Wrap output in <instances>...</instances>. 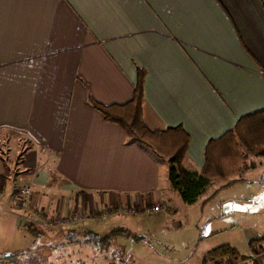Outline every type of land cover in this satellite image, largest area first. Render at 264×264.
<instances>
[{
    "label": "crops",
    "instance_id": "crops-1",
    "mask_svg": "<svg viewBox=\"0 0 264 264\" xmlns=\"http://www.w3.org/2000/svg\"><path fill=\"white\" fill-rule=\"evenodd\" d=\"M261 65L259 0H0V131L6 140L24 144L19 155L0 151V205H13L14 187L27 186L30 206L61 210L68 201L88 213L82 225L93 233L101 223L92 213L106 211L107 224L137 233L141 254L157 255L156 235L163 236L168 225L178 228L172 218L197 207L195 229L206 224L204 238L215 239L226 231L223 202L237 198L251 174L201 205L224 184L215 182L185 206L169 189L164 160L127 144L117 126L87 106V97L102 105L124 104L135 70H143L144 126H180L189 138L182 166L199 171L208 140L240 117L264 110ZM11 155L18 159L13 162ZM51 175L61 186L48 183ZM255 180H264V170ZM56 193L58 199L48 200ZM154 205L167 211L146 212ZM125 207L136 215H117ZM29 227L16 215L0 213V232L8 240L30 235L11 253H22L35 240Z\"/></svg>",
    "mask_w": 264,
    "mask_h": 264
},
{
    "label": "rangeland",
    "instance_id": "rangeland-1",
    "mask_svg": "<svg viewBox=\"0 0 264 264\" xmlns=\"http://www.w3.org/2000/svg\"><path fill=\"white\" fill-rule=\"evenodd\" d=\"M5 132L0 131V151H12V155H19V151L24 146L23 140H13L15 137H9L7 140ZM13 138V139H12ZM11 155V156H12ZM10 156V155H9ZM18 159V158H16ZM15 157L12 156V161H16ZM254 164L257 170H247L244 172L242 178H247V175L250 174V179L248 185H245L238 197L232 200H226L222 204L223 215L221 216L222 224L224 225L226 231L219 234L213 240L206 241L204 237L207 235V230L205 225L199 226L195 229L194 224L198 218V208L193 207L187 213H177L174 218V222H178L179 226L171 228L167 226V229L162 236L161 233H158L156 236L158 239L157 243L161 249L157 246L158 255L152 250H147L146 253H140V248L138 247V242H134L125 238H115L113 246H111L106 254H91L89 249H80L77 243L74 244H65L64 239L51 237V235L56 234L61 237V233H66L68 231H73L75 235L80 234L85 227L82 225L83 222L88 219V213L82 211L80 208H72V204L68 201H64V205L61 210H43L40 208H33L27 204L28 210L22 211L16 208L14 205L7 207L1 206V208L10 210L12 213H26L30 217H34L28 212H38L43 213V218L45 221L49 219L56 218L58 214L67 215L74 211L78 212L80 215V221L75 222L71 226H65V228H45L33 223H26L24 225L35 227L38 230L43 231V234L35 236V240L32 241L31 245H26L22 249V253L19 256L14 258H7V256L0 258V264H201V256L211 248L216 247L217 245H228L233 248L236 252V257L233 259L236 263H240L243 258H248L250 255V249L247 245L249 239H254L257 237L264 236V185L259 184L261 180H255L259 178L264 170V158H257L251 155L247 157V164ZM51 185L61 186L59 179H55L52 175L50 177ZM218 183L217 185H220ZM2 188V187H1ZM18 188V186L16 187ZM16 188L14 187L12 191V198L15 196ZM58 193V192H57ZM51 194L48 197V200L53 201V199H58V195ZM62 192H59V194ZM122 209H126L122 208ZM120 210V209H119ZM117 211V215L128 216V214L122 215L121 211ZM19 211V212H18ZM217 211V208L213 210ZM106 211L99 213L97 217L99 224L98 231L96 232L99 235H106L111 230L121 229L130 233L125 226L118 224L114 226L110 222L106 223L107 215L102 218V214ZM7 214V213H5ZM210 219H207L205 223L209 222ZM170 222V220H168ZM82 225V227H81ZM108 225V226H107ZM121 225V226H120ZM177 226V225H176ZM125 227V228H124ZM213 228V225L210 226V229ZM137 237V233H130ZM256 235V236H253ZM54 236V235H53ZM23 240L19 237L15 239L12 237L10 240L5 237L4 234L0 232V254L3 255L11 254L12 250L16 247H22L25 245V241L30 240V235L25 234ZM80 240V237H76ZM49 239L51 242H48ZM123 240V241H122ZM122 241L123 243H120ZM218 241L217 243H215ZM151 242V241H150ZM221 243V244H220ZM216 245V246H214ZM154 247L155 244L151 243V247ZM83 247V246H82ZM18 250H16L17 252ZM15 253V252H14ZM18 253H16L18 255ZM248 262L250 259L247 260Z\"/></svg>",
    "mask_w": 264,
    "mask_h": 264
},
{
    "label": "trees",
    "instance_id": "trees-1",
    "mask_svg": "<svg viewBox=\"0 0 264 264\" xmlns=\"http://www.w3.org/2000/svg\"><path fill=\"white\" fill-rule=\"evenodd\" d=\"M264 7V0H259ZM259 71L264 74V65L259 66ZM145 73L141 69L135 70V81L132 95L124 104L102 105L87 97V106L99 113L103 121L114 124L124 134L127 144H134L151 152L167 165V182L170 191L185 206L196 203L205 191L215 182H223L202 202L204 205L210 201L220 189L227 188L244 180L242 174L253 170L254 164H247L248 155L264 158V110L250 113L240 117L234 126L214 140H208L203 147V165L199 171L186 170L182 166L186 154L188 135L180 126L165 128L164 130L151 131L142 122L143 81ZM264 181V180H263ZM99 216L94 211L92 216ZM35 236L42 233L34 226L29 227ZM76 237H80L78 240ZM125 238L141 243V238L135 237L121 229L111 230L106 235L83 230L75 235L73 231L61 233L65 244L77 243L80 249L90 248L98 254H106L115 238ZM264 244V236L249 241V264H257L252 253L255 247ZM83 246V247H82ZM15 253L3 255L0 258H14ZM94 254V253H93ZM236 252L227 245H222L209 250L202 259V264L214 261L233 260ZM243 258L242 261L248 260Z\"/></svg>",
    "mask_w": 264,
    "mask_h": 264
},
{
    "label": "built area",
    "instance_id": "built-area-1",
    "mask_svg": "<svg viewBox=\"0 0 264 264\" xmlns=\"http://www.w3.org/2000/svg\"><path fill=\"white\" fill-rule=\"evenodd\" d=\"M31 192L30 188L27 186H18L15 191V196L13 198V205L16 206L17 209L25 211L28 210L29 207H27V204H29V193ZM4 194V189L0 187V197L3 196ZM119 211L123 212L121 213L122 215L128 214V216H133L136 215V210L133 207H126V209H120ZM167 211L164 206L161 205H154L152 206L149 210L146 212L148 213H160ZM19 212V211H18ZM0 213L5 214H13L16 215L17 218H20L21 221L26 222V223H33L34 225H38L40 227H45V228H65V226H71L75 222L80 221V215L78 212L74 211L69 214L65 215H60L56 218L49 219L45 221V218H43V213L41 211L38 212H28L34 217H30L29 214L26 213H12L10 210L4 209L0 207ZM106 213H103L101 216L102 218L105 217ZM253 260L257 264H264V244H259L255 247L252 256ZM221 264H247L244 261H241L240 263H236L234 260H223L221 261Z\"/></svg>",
    "mask_w": 264,
    "mask_h": 264
},
{
    "label": "water",
    "instance_id": "water-1",
    "mask_svg": "<svg viewBox=\"0 0 264 264\" xmlns=\"http://www.w3.org/2000/svg\"><path fill=\"white\" fill-rule=\"evenodd\" d=\"M260 184H263L264 185V181H261Z\"/></svg>",
    "mask_w": 264,
    "mask_h": 264
}]
</instances>
